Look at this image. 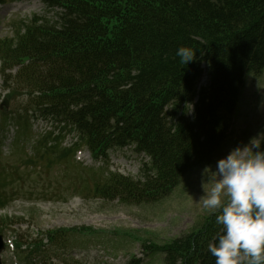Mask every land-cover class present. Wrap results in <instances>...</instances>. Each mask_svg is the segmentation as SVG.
<instances>
[{
	"label": "trees",
	"instance_id": "trees-1",
	"mask_svg": "<svg viewBox=\"0 0 264 264\" xmlns=\"http://www.w3.org/2000/svg\"><path fill=\"white\" fill-rule=\"evenodd\" d=\"M41 1L45 14L0 39L4 90L23 97L0 115L1 137L9 122L17 125L11 154H21L18 165L4 162L0 138V209L20 195L60 199L57 183L73 169L94 174V191L107 200L156 202L213 163L249 76L264 72V0ZM181 46L196 53L188 65L176 55ZM32 116L76 127L95 158L134 147L149 158L143 177L81 167L52 132L35 138ZM218 214L166 243L163 264H215L207 246L220 233ZM55 233L29 237L63 247ZM16 237L18 252H42L39 241Z\"/></svg>",
	"mask_w": 264,
	"mask_h": 264
},
{
	"label": "rangeland",
	"instance_id": "rangeland-1",
	"mask_svg": "<svg viewBox=\"0 0 264 264\" xmlns=\"http://www.w3.org/2000/svg\"><path fill=\"white\" fill-rule=\"evenodd\" d=\"M45 13L46 7L39 0H6L0 4V39L14 37L26 20ZM50 15L56 18L55 11ZM6 72L14 76L16 69ZM3 82L0 73V104L8 98V91L3 90ZM16 103L17 100H8L4 110L16 106ZM37 121L33 124L34 133L41 131ZM12 137L13 132H10L5 139L3 158L4 162L18 165L20 154L10 153ZM253 139L264 148V72L249 76L229 137L217 152L213 163L190 171L161 200L128 204L119 199L99 198L93 192L96 176L88 175L87 172L81 177L84 180H81L80 186L89 184V189L71 197L70 187L73 180H77V170L73 169L66 179L60 180L63 185L57 183L62 188L59 191L60 199L35 200L33 196L25 198L20 195L4 209L1 208L0 232L4 233L8 242L1 252L2 264H20L15 263V244H10L15 230L24 236L45 231H57L63 235L62 239L66 240L67 245L47 252V257L52 255L57 258H53L51 264H58L61 260H66L67 264H135L140 261L139 264H163L164 254L160 249L171 240L200 228L213 213L199 202L204 188L209 187V173H204L205 168L215 171L219 159L235 148L250 145ZM84 154L90 156L85 148ZM148 160L145 154L137 153L134 147L128 146L110 151L107 166L101 161L96 167H108L109 172H121L138 179ZM21 168L24 166L21 165ZM64 197L67 201H63ZM4 217L18 222L8 227L1 223ZM42 264H46V261L42 260Z\"/></svg>",
	"mask_w": 264,
	"mask_h": 264
},
{
	"label": "clouds",
	"instance_id": "clouds-1",
	"mask_svg": "<svg viewBox=\"0 0 264 264\" xmlns=\"http://www.w3.org/2000/svg\"><path fill=\"white\" fill-rule=\"evenodd\" d=\"M176 55L188 65L196 53L181 46ZM254 141L219 159L215 171L204 170L209 187L199 202L219 213L221 226L207 246L215 264H264V148Z\"/></svg>",
	"mask_w": 264,
	"mask_h": 264
},
{
	"label": "water",
	"instance_id": "water-1",
	"mask_svg": "<svg viewBox=\"0 0 264 264\" xmlns=\"http://www.w3.org/2000/svg\"><path fill=\"white\" fill-rule=\"evenodd\" d=\"M3 248H4L3 236L2 234H0V252L2 251ZM0 264H1V259H0Z\"/></svg>",
	"mask_w": 264,
	"mask_h": 264
},
{
	"label": "bare ground",
	"instance_id": "bare-ground-1",
	"mask_svg": "<svg viewBox=\"0 0 264 264\" xmlns=\"http://www.w3.org/2000/svg\"><path fill=\"white\" fill-rule=\"evenodd\" d=\"M13 84V83H12Z\"/></svg>",
	"mask_w": 264,
	"mask_h": 264
}]
</instances>
